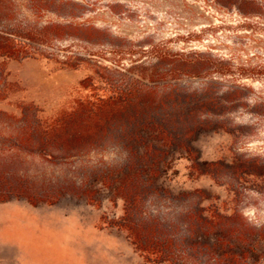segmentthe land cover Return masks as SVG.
Wrapping results in <instances>:
<instances>
[{"label":"rangeland","instance_id":"rangeland-1","mask_svg":"<svg viewBox=\"0 0 264 264\" xmlns=\"http://www.w3.org/2000/svg\"><path fill=\"white\" fill-rule=\"evenodd\" d=\"M74 1L79 5L71 13L60 16L52 7L35 17L64 21L72 15L102 29L93 37L66 33L56 46L78 54L92 50L103 62L126 68L124 76L113 77L112 87L135 94L119 99L123 110L93 115L87 133L78 128L79 142L72 125L59 143L27 130L28 140L16 151L12 127L1 125L0 148L6 152L0 154L9 180L48 192L67 176L80 182L97 168L109 172L128 163L148 169L160 162L170 168L165 182L174 191L199 189L208 198L203 204L236 213L235 222L243 217L264 225V0L226 6L214 0ZM9 73L22 89L0 100L6 126L20 123L10 115H19L22 102L49 116L89 92H78L87 70L45 59L12 62ZM88 116L84 108L74 119L79 124ZM35 117L30 108L19 121ZM194 157L214 165H202L208 173L200 174ZM152 194L158 205L176 197L164 190ZM95 197L100 207L76 193L55 204L33 205L22 197L0 203V264H147L124 232L99 227L103 215H120L122 200L104 190ZM220 238L227 246L234 236ZM258 250L259 260L237 264H264V247ZM212 254L207 249L205 259Z\"/></svg>","mask_w":264,"mask_h":264},{"label":"trees","instance_id":"trees-1","mask_svg":"<svg viewBox=\"0 0 264 264\" xmlns=\"http://www.w3.org/2000/svg\"><path fill=\"white\" fill-rule=\"evenodd\" d=\"M214 1L221 6L238 5L236 3L239 1L246 2ZM77 5L79 3L74 0H0V100H7L10 95L22 89L19 81L9 78V65L12 62L45 59L55 62L60 68L85 69L88 72L79 81L78 92H89L72 99L67 103L72 104L69 107H62L49 116H40L41 108L22 102L17 105L19 115H10L20 122L17 126H6L0 122L4 129L12 127L11 131L16 136L12 149L16 151L20 150L18 145L22 141L28 140V136H25L27 130L42 134L39 137L41 141L45 137L59 143L62 136L70 134L72 125L76 126L73 138L78 142L82 141L78 128L87 130V126L93 122V115L106 109L123 110L126 105L120 103L119 99L128 92L135 94L130 89L126 92L123 88L112 87L113 77L124 76L126 68L119 64L103 62L92 50L88 54H78L69 52L67 47L56 46V42L61 38L70 35L66 33L83 32L93 37L100 36L102 29L93 24L77 22L72 15L66 16L70 18L64 21L41 22L35 17L43 11L52 12V7L55 9L53 13L66 15L71 13L68 10L71 6ZM25 9L29 13L22 15L21 10ZM30 108H34L36 117L28 122L19 121ZM84 108L89 109L90 116L78 124L76 121L79 120H75L74 116ZM2 114L4 113L0 112V116ZM0 152L3 154L6 151L0 148ZM1 154L0 203L22 197L33 205L55 204L64 196L76 193L86 195L89 203L100 207L101 200L96 198L95 194L100 190L108 191L113 194L114 199L122 200L123 207L117 217L108 218L103 215L99 227L116 228L124 232L134 250L147 264H237L245 258L259 260L261 257L258 249L260 246L264 247V225L255 226L243 217L241 223L235 222L236 213L220 210L215 204H203L208 198L199 196V189L174 191L165 182L170 168L163 163H152L148 169L130 166L128 163L122 168L113 165L116 170L109 172L97 168L85 180L75 182L67 176L65 179H59L54 188L43 192L26 190L22 185L11 182L5 174V162ZM192 161L193 168L200 174L208 173L201 168L202 165H214L212 162L199 161L196 157L192 158ZM159 190L175 194V199L180 200L179 204H175V199H166L158 205L152 192ZM164 201H167V204ZM221 232H224L222 237L228 233L234 236L227 239V246L220 243L221 236H211ZM203 234L209 236L203 238ZM207 249L213 253L208 260L205 259Z\"/></svg>","mask_w":264,"mask_h":264}]
</instances>
